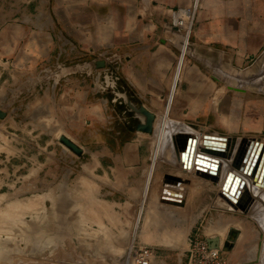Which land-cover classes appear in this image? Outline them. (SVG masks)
Wrapping results in <instances>:
<instances>
[{"label":"rangeland","instance_id":"1","mask_svg":"<svg viewBox=\"0 0 264 264\" xmlns=\"http://www.w3.org/2000/svg\"><path fill=\"white\" fill-rule=\"evenodd\" d=\"M209 1L0 0V264L264 263L262 214L235 209L210 179L191 193L201 209L142 220L150 236L177 220L186 242L136 239L157 162L195 174L171 161L166 137L187 124L170 111L183 54L204 52L194 29ZM149 157L142 203L127 208L121 176L139 182Z\"/></svg>","mask_w":264,"mask_h":264},{"label":"crops","instance_id":"2","mask_svg":"<svg viewBox=\"0 0 264 264\" xmlns=\"http://www.w3.org/2000/svg\"><path fill=\"white\" fill-rule=\"evenodd\" d=\"M249 1L252 2L251 9H249ZM209 2L208 9L202 12L194 29V36L202 42L204 52L187 60L183 54L176 84L177 96L182 102L176 111H170L171 118L192 127L193 135L197 136L200 142L205 135L240 139L256 138L257 133L264 130V0ZM164 26L165 30L178 29L176 24L171 27ZM152 140L151 148H154V145L156 148L155 140L153 138ZM151 158L142 159L145 165L139 182H132L125 174L121 176V180L129 189L127 196L121 198L124 205H128L127 208L134 206L139 200L142 203ZM123 160L132 162L128 155ZM163 162L165 161L157 162V171L154 172L155 177L146 197L143 210L145 213L142 212L139 223L141 228L136 239L153 242L166 240L186 242L187 236L184 230L176 227L179 225L177 220L163 225L167 229L162 227V231L161 229H156V233L152 231L151 236L149 235L151 230L146 232L143 228L146 224H142V220L146 219L150 224L149 222L158 216L156 215L158 210L161 212L164 210V213L167 210L169 217L177 219L180 213L188 215L189 210L201 209L195 198L191 196L192 191L203 185L212 189L214 185L212 181L196 173H190L189 175L192 176L190 178L187 176L181 178L177 173L166 172ZM132 167L134 165L131 163L127 168ZM168 177L178 178V184H186V195L181 197L179 203L165 202L161 198ZM200 183L201 186H198ZM179 188L184 190V187L179 186ZM127 213L129 218L133 219L136 216L138 218L139 215V213L133 214L128 209ZM165 232L170 233L169 237H160L159 234ZM132 233L133 227L129 239ZM173 247L175 249L176 246Z\"/></svg>","mask_w":264,"mask_h":264},{"label":"water","instance_id":"3","mask_svg":"<svg viewBox=\"0 0 264 264\" xmlns=\"http://www.w3.org/2000/svg\"><path fill=\"white\" fill-rule=\"evenodd\" d=\"M1 114V113H0ZM147 120L141 129L151 131L153 128V115L146 113ZM64 142L72 147L75 151H80L73 143L64 138ZM196 138L189 135L184 138L182 160L186 165H191V159L194 153ZM237 138L226 136H209L205 135L202 140L201 152H207L213 155L231 156V149L237 144V151L232 159L231 170L227 173L222 189L223 194L233 202H242L249 199V183L260 185L264 182V141L257 138L242 137L237 143ZM228 147V151H226ZM190 152V153H189ZM198 152L196 155L197 169L203 172L204 177L216 182L217 176L214 172L219 168V161ZM190 154L187 161V154ZM178 178L168 177L162 189V200L165 202H181L182 193L179 191Z\"/></svg>","mask_w":264,"mask_h":264},{"label":"bare ground","instance_id":"4","mask_svg":"<svg viewBox=\"0 0 264 264\" xmlns=\"http://www.w3.org/2000/svg\"><path fill=\"white\" fill-rule=\"evenodd\" d=\"M173 126H171V127H173ZM171 132L172 133L170 134V138L167 139V137H166V141L168 140L167 142H168V144H170V146H169L170 147L169 158L170 157L172 158L171 161H173V162H177L178 161V162L181 163V166L183 168H186L188 170H193V172H195L196 174H199L202 177H204L203 172H201L200 169H197V165H196V162H195L196 155H197L198 152H201L200 148L202 147L201 145H203V144H202V142H200V140L198 139L197 136L193 135L192 127H190L187 124H182V125H178V126L175 125V127L172 128ZM181 133H185V134H181ZM189 135H193L196 138L197 142L194 145L195 147H194L193 157L191 159V165H186L185 166V162L182 160V154L180 152L181 151L183 152V149L181 148V146H183L182 142L184 141V138L189 136ZM239 140H240V138H237V142ZM234 147H235L234 149L233 148L231 149V156L230 157H223V155H213V154H210V153H207V152H201V153H203L205 155H208L211 158H214V159L219 161V168H218V170H216L214 172V175L217 176L218 180L216 182H214V183H218L220 181V185L223 186L225 177H226L227 173L231 170V167H232L231 163H232V159H233V157H234V155L236 154V151H237V144H235ZM228 150L229 149L227 147L226 151H228ZM189 153L187 154V161H188V158L190 156ZM220 170L222 171V174H221ZM248 189H249L248 193H249L250 197H249V199L246 202L245 201L233 202V201L229 200L223 194L222 187L220 188V193L219 194H220V196L227 198L229 200V203L235 209H239V210L241 209L242 211H245L247 213L249 211H251L252 217H254V218L257 217L259 213H261L262 217L264 219V182L262 184H260V185H256L254 183H249V188ZM260 249L261 248L259 247V249L257 251L258 253H259V251H261Z\"/></svg>","mask_w":264,"mask_h":264},{"label":"built area","instance_id":"5","mask_svg":"<svg viewBox=\"0 0 264 264\" xmlns=\"http://www.w3.org/2000/svg\"><path fill=\"white\" fill-rule=\"evenodd\" d=\"M202 248H204V247H202ZM204 250H206L209 257H211V258L216 257V254H217L216 251H212L211 249L207 250L206 248H204ZM147 258H148L147 255H141V257H139V259H138V263L139 264H149Z\"/></svg>","mask_w":264,"mask_h":264}]
</instances>
